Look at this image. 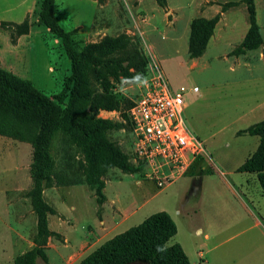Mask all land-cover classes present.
Listing matches in <instances>:
<instances>
[{
	"label": "rangeland",
	"instance_id": "374dc122",
	"mask_svg": "<svg viewBox=\"0 0 264 264\" xmlns=\"http://www.w3.org/2000/svg\"><path fill=\"white\" fill-rule=\"evenodd\" d=\"M8 1L10 4L12 0ZM100 1L103 6L96 14V27L101 28V33L93 42L104 37H123L125 46L114 53V56L144 58L150 52L172 88L181 85L185 88L197 87L195 92L187 91L183 96L185 103L183 117L185 118L184 112L187 115L190 112L194 113L191 122L190 120L185 122L187 127L193 129L198 138L203 140L206 151V155L196 157L202 161L203 169L200 170V177L203 178L200 182L202 189L200 195L202 198L198 207L200 212L195 214H192L190 206L186 211L182 210V213L175 212L179 204L192 205V199L199 195V188L195 186L198 182L194 181L193 174L186 175L188 177L185 179L178 178L158 191L151 181L145 180L142 166L135 171L126 172L115 164L105 165L104 170L101 171L104 175L102 174L101 177L106 178L108 196L112 192L122 191L136 196L137 204L145 200L133 216L113 233H119L127 227L139 224L151 213L165 211L176 225V232L168 239L167 244L179 243L191 263L199 261V258L205 262L213 261L215 257L226 259L223 255L224 249L241 236L216 244L222 240V235L214 237V233L220 232L215 229V225L218 224L220 214L224 212L219 193L223 194L227 206L231 205L236 214L243 213L241 209L233 206L238 200L237 194L248 200L250 208L261 218L264 227V196L254 173L225 172L241 163L246 153L252 149V140H256L254 136L247 134L235 135L234 131L243 129L262 118L260 115L263 112L261 103L264 99V0H253L255 20L262 43L256 48L246 49L241 53L234 52L238 43L224 45L217 50L216 57L219 58L213 57L206 66L201 64L190 66V62H186L191 57L185 53L188 38H186L184 18L175 24L177 30L168 31V28L160 23L157 31L151 36L146 34L148 32L146 25L138 23L142 15L126 7L122 0ZM197 1L169 0L170 4L180 6L181 16L189 15L190 21L196 18L193 16V11ZM205 1L201 9L211 5L223 12L228 10L224 22L228 23L229 28L234 27L236 30L237 26L247 23L243 0ZM199 7L200 5H196V8ZM171 16L168 14V19ZM169 27L173 28L174 24ZM165 33H168L167 36L161 38L160 35L164 36ZM78 38L81 45L88 43L82 36ZM29 45L28 61L23 64V70L19 71V74L24 75L44 95L58 94L62 89L64 78L70 73L69 60L59 40L55 42L48 32H38L32 36ZM223 57L229 60L230 65L236 67L234 72L225 66ZM135 82L122 79L114 84L112 92L122 101L123 99L131 101ZM97 115L122 122V128L106 131L105 137L126 157V163L135 166L129 125L115 110H100ZM206 132L213 134L212 138L205 141ZM47 154L46 171L50 181L42 188L43 200L48 204L56 194L50 183L58 181L60 186L66 187L57 189V196H61L64 200L62 213L54 211L46 214L47 228L52 234L46 237L44 252L50 264H75L98 245L86 250L85 238L81 236L82 232L86 234L85 226L91 225L96 216L91 207L94 204L86 201L82 195L83 188L95 202L94 187L87 183L91 177L83 153L67 135L56 131L50 138ZM30 163L31 147L28 143L0 135V264H13L16 256L29 250L33 245L35 215L27 195L31 187ZM190 169L191 167L187 174ZM217 170L223 171L224 174L218 173ZM226 179L233 186L234 191L226 187ZM135 181H139L141 185H137ZM71 205L74 207L73 210L70 209ZM211 215L210 226L208 219ZM55 223L58 224V229L65 230V234L68 232L66 234L68 245L64 246V233H55L50 229L54 228ZM197 226L202 228L201 233H196ZM205 232L210 235L207 241L203 239ZM76 239H78L77 243L73 244ZM198 251L201 254L199 258ZM241 252L244 263L264 264V244L258 247L249 246L247 250L243 248ZM232 261L236 264L237 260L234 258L229 260V263Z\"/></svg>",
	"mask_w": 264,
	"mask_h": 264
},
{
	"label": "trees",
	"instance_id": "16d2710c",
	"mask_svg": "<svg viewBox=\"0 0 264 264\" xmlns=\"http://www.w3.org/2000/svg\"><path fill=\"white\" fill-rule=\"evenodd\" d=\"M160 6L165 0H155ZM248 28L242 40L234 48L235 53L256 48L262 43L255 20L253 0H243ZM54 0H41L35 24L47 28L69 60L70 73L63 80L58 94L46 96L29 80L19 78L0 68V135L31 147L30 179L27 192L35 215V232L32 247L16 256L13 264H50L44 252L46 237L52 232L47 228L46 214L55 210L42 198V188L49 180L47 174V149L56 131L67 135L81 150L87 162L94 187L96 202L103 199L102 170L105 165L115 164L126 172L140 168L126 163V157L107 141L108 130L123 127L122 122L98 116L100 110L118 111L129 125L126 115L132 104L129 99L120 100L113 92L115 83L122 79L139 81L145 76L146 57L130 58L114 56L124 48L123 37H104L97 42L81 45L76 30L64 31L53 14ZM219 18L196 17L190 21L187 40L189 57L200 56ZM10 38L28 31L27 20L10 23ZM90 77V78H89ZM123 102V104H122ZM237 134L258 136V145L237 168V172L254 173L264 196V119L256 121ZM107 161V163H106ZM192 166L189 165L188 169ZM187 169V170H188ZM104 175V174H103ZM56 181L50 186L59 185ZM176 232L168 213L157 211L149 214L139 224L104 240L75 264H189L178 243L167 244Z\"/></svg>",
	"mask_w": 264,
	"mask_h": 264
},
{
	"label": "crops",
	"instance_id": "0c3cea01",
	"mask_svg": "<svg viewBox=\"0 0 264 264\" xmlns=\"http://www.w3.org/2000/svg\"><path fill=\"white\" fill-rule=\"evenodd\" d=\"M40 2L41 0H12L10 2L11 5L9 4L8 0H2L0 2L1 4L0 5V22H10V23L18 24L22 22L23 20H27L30 23V26L26 33L16 35L14 36V38H10L11 30L8 27L0 25V68L22 79H27L24 75L19 74V71L21 72L23 70V64L27 63L28 61V53L30 49L29 44H30L32 36L38 32L40 33L48 32L50 34L47 28L41 25H36L34 23L36 20L37 14L39 12V9H40ZM122 2L126 7H128L133 12L140 13L142 15V17L138 19V23L144 26L146 25L147 27L146 29H148V32L146 34L151 35L155 31H157L158 29L157 26L160 23L164 24L166 29L168 28V31L170 29L177 30L175 24H177V22L179 23L180 20L184 18L183 21L185 22L184 23L185 31H187L186 38H188L190 16L189 15H185V17L184 15L181 16L180 10H182V8L180 6H174L173 4H170L169 0H165L163 6H160L155 0H122ZM204 2L206 1L198 0L195 3L193 16L210 18L214 16L215 14L219 13V18L213 27L212 34L210 35V37L208 38L206 42V46H205L203 53L199 57L192 58V59L189 58L186 60V62H190V66L191 65L197 66L198 64L206 66L210 62V60H213V57H216L217 50L220 47L224 45H231L232 43H239L242 40L248 28V21L247 23H245L244 25H241L240 27L237 26L238 29L236 30L234 29V27L229 28L228 23L224 22V18L228 10L223 12L220 9H218L216 6L212 7L211 5L206 6V8L204 9H201L202 7L201 5ZM196 5H200V7L196 8ZM102 6L103 4L101 3L100 0H54L53 14H54L56 22L64 31L76 30V32L80 36H82L86 41L93 42V41H96V38H98V34L101 33V28L96 27L97 26L96 14L98 13L99 9H101ZM168 14L172 15L170 19H168ZM171 24H174L173 28L169 27ZM167 34L164 36L160 35V37L165 38ZM53 40L57 42L55 38H53ZM185 53L187 54V47H186ZM216 58H219V57L217 56ZM222 60L224 64H226L225 66H227V68L231 70V72H234V69L236 67L234 65H230V62L229 60H227L226 57H223ZM48 68L51 69L50 67ZM263 98H264V95H263ZM261 108L263 112L260 115L262 116L260 120L264 119V99L262 100ZM250 111L251 110H249V112ZM184 113H185L184 116H185L186 122L187 121L189 122V120L191 122L192 116L194 113L190 112L189 113L190 115L189 114L187 115L186 112ZM100 117L105 118L103 116H100ZM189 129L193 132V129L191 128ZM238 130L240 129H237L236 131H234L235 135H239L236 133ZM193 133L198 137V135L195 132ZM212 134L213 133L206 132L204 135L205 136L204 140L206 141L212 138L211 137ZM250 136H254L256 140H252L253 142L252 149H250V151L246 153L245 157L242 159V161H240L241 163L249 155H251L254 152V150L256 149L258 145V141H259L258 136L256 135H250ZM201 141L203 140L201 139ZM203 155H206V151ZM201 159H203V157ZM241 163L237 164L235 167H233V169H230L229 171H225V172L234 173L236 171V168ZM201 169H203L202 161L195 158L192 162V166L188 174L186 173L188 171L187 170L180 177V178L185 179L186 177H188L186 175L193 174L195 176L193 177L194 181L198 182L196 185L195 184L194 185L196 186V188H199L198 190L199 195H197L196 198L192 199V202H193L192 205H187V204L180 205L179 204L178 209H176L175 211L176 213H182V210L186 211V208H188V206L191 207L190 210L192 214L200 212V209H198V207L200 206L201 198H202L200 196L202 193V189L200 188L201 186L200 182H202V178H203V177H200ZM217 172L220 174L221 173L224 174L223 171H220V170H217ZM242 173L249 174L248 172H242ZM102 179L104 183L103 188H102L103 199L99 203H97L96 200L94 202V200L87 194V192L83 188L82 195L86 201L90 203L92 202L94 204V206L91 205V207H92V211H94L96 215L94 217L93 223L91 225L85 226L87 235L83 232L81 235L82 237L85 238L84 245L86 246V250L92 248L93 246H96L97 244L99 245L104 240L115 235L113 232L117 228H119L121 225L125 224V222L131 216H133L136 210L139 207H141L145 201V200L141 201L140 203L137 204L136 196L135 197L131 196V194L128 195L122 191L118 193H116V191L112 192V194L108 196L106 194V178L102 177ZM226 181H227L225 182L226 187H229L231 191H234L233 186L228 182L227 179ZM135 182L137 183V185H141L139 181H135ZM246 185H247V182H246ZM63 187H66V186H60V185L51 186L52 190L56 194L53 195V197L51 198L50 202L52 203L50 204L49 202L48 204L57 213H60L61 207H64V204H63L64 200L61 198V196L59 197L57 196V192H58L57 189L63 188ZM159 190L161 189H158V191ZM219 194H220V197L222 198L221 202H222L224 212L223 214H220V219L218 220V224L215 225V229H217L220 232L214 233L213 234L214 237H219L222 235V240H220L216 244L225 243L237 237H240V236L241 237L235 242H232L227 248L224 249L223 255L227 260L221 257H215L213 261H209V262L201 261V258H199L201 254H200V251H198L197 256L200 260L194 263H191L188 260L189 264H235L233 261L229 263V260H233L234 258L237 260L236 264H246L243 262V258L241 256L242 255L241 251L243 250V248H246L247 250L249 246L258 247V246H261V244H264V227H263L261 218L258 216L257 213H254L252 211V209L250 208L251 205L248 202V200L245 199L246 200L245 201L243 198H241V196L237 194L238 200L235 202L236 205H233V206L241 209L243 213L236 214L235 210L232 209L231 205L229 207L227 206L226 198L222 197L223 194L222 193H219ZM42 195H43V191H42ZM55 201L56 203H54ZM70 209L73 210L74 207L71 205ZM170 218L172 219V217ZM172 221L174 222L173 219ZM211 221H212V215L208 219V223H210V226H211ZM57 225L58 224L55 223L53 226L54 228H50V229H53L55 233H60V234L64 233L65 230L58 229ZM200 228L201 227L199 226L196 227L195 229L196 233L202 232V228L201 229ZM66 234H68V232ZM66 234L64 233L65 235L64 241L66 243V244L64 243V246L68 245V238ZM76 235L77 234H75V236ZM209 238H210V235L205 232L203 234V239L207 241L209 240ZM78 239H76L75 240L76 242H73V244L77 243ZM173 243H177V242H173Z\"/></svg>",
	"mask_w": 264,
	"mask_h": 264
},
{
	"label": "built area",
	"instance_id": "2783aa9c",
	"mask_svg": "<svg viewBox=\"0 0 264 264\" xmlns=\"http://www.w3.org/2000/svg\"><path fill=\"white\" fill-rule=\"evenodd\" d=\"M145 76L134 83L126 111L134 162L146 180L162 189L180 178L193 160L205 153L202 141L187 127L183 96L196 86L172 88L155 57L146 55Z\"/></svg>",
	"mask_w": 264,
	"mask_h": 264
}]
</instances>
